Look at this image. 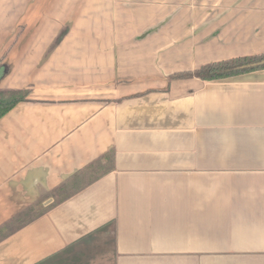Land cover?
Masks as SVG:
<instances>
[{
  "label": "crops",
  "instance_id": "crops-1",
  "mask_svg": "<svg viewBox=\"0 0 264 264\" xmlns=\"http://www.w3.org/2000/svg\"><path fill=\"white\" fill-rule=\"evenodd\" d=\"M150 6L0 0V264H264V68L195 74L264 50V0Z\"/></svg>",
  "mask_w": 264,
  "mask_h": 264
},
{
  "label": "rangeland",
  "instance_id": "rangeland-1",
  "mask_svg": "<svg viewBox=\"0 0 264 264\" xmlns=\"http://www.w3.org/2000/svg\"><path fill=\"white\" fill-rule=\"evenodd\" d=\"M138 1H140L138 3ZM150 1V2H149ZM159 0H82V17H93V16H101V18H105V17H117V19H122L123 17H127L129 15L131 16H138V18H142V17H147L150 16L151 18H159L161 15H159L160 13L157 10H154V7L157 6H150L151 4L153 5L154 3L158 4ZM135 4V5H133ZM149 4V6L152 9H149L148 7H142V5H146ZM95 5L96 7H98L99 9H95ZM123 6V8H122ZM130 7L131 10H127V7ZM132 7L135 8V10H132ZM173 13V11H172ZM98 14V15H96ZM178 14V13H176ZM163 16V15H162ZM173 16L175 17L174 13ZM124 19V18H123ZM133 29L134 28H139L138 25L134 26L132 25ZM122 28V27H121ZM131 28V27H130ZM160 26H156L154 27V32L155 29L157 31H159ZM186 28V31H190L189 27L183 26V27H178L176 26H170V27H165V30H161V32L163 33H169V32H177V30H182V29ZM225 29V32L227 31L228 27H219V26H205L202 25L200 27H198V36L201 39L203 36H205L206 34H217L216 30H222ZM241 26H235V27H230V29H232V31H230V33L232 35L236 34L238 35L237 37H242L243 36V32L240 29ZM129 31V28H125V30ZM236 29V30H235ZM238 31L237 33H234L235 31ZM151 32V31H150ZM184 32V31H183ZM215 32V33H214ZM234 33V34H233ZM217 36V35H216ZM202 43V42H200ZM205 45H207V43H203ZM264 50H262L260 53H263ZM259 53V54H260ZM0 90H7V89H0Z\"/></svg>",
  "mask_w": 264,
  "mask_h": 264
},
{
  "label": "trees",
  "instance_id": "trees-1",
  "mask_svg": "<svg viewBox=\"0 0 264 264\" xmlns=\"http://www.w3.org/2000/svg\"><path fill=\"white\" fill-rule=\"evenodd\" d=\"M263 58L264 52L260 54L237 56L224 60H219L200 66L195 71V74L200 78L206 80L228 78L252 70L264 68V64L247 66ZM187 74L189 75L190 73ZM173 76H186V73H177ZM27 95L28 90H0V117L4 115L7 111H9L12 107H14L18 102L25 100Z\"/></svg>",
  "mask_w": 264,
  "mask_h": 264
},
{
  "label": "water",
  "instance_id": "water-1",
  "mask_svg": "<svg viewBox=\"0 0 264 264\" xmlns=\"http://www.w3.org/2000/svg\"><path fill=\"white\" fill-rule=\"evenodd\" d=\"M261 64H264V58L259 61L253 62L247 66H255V65H261Z\"/></svg>",
  "mask_w": 264,
  "mask_h": 264
}]
</instances>
